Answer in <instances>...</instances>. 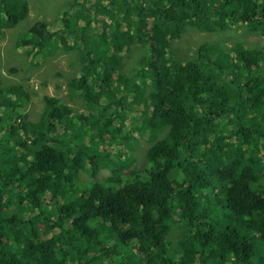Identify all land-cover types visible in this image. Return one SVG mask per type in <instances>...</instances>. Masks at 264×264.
Instances as JSON below:
<instances>
[{"label":"trees","instance_id":"16d2710c","mask_svg":"<svg viewBox=\"0 0 264 264\" xmlns=\"http://www.w3.org/2000/svg\"><path fill=\"white\" fill-rule=\"evenodd\" d=\"M82 2L15 40L42 60L79 49L67 92L83 112L46 95L35 119L0 71V264H264V0ZM28 6L0 0V40Z\"/></svg>","mask_w":264,"mask_h":264},{"label":"rangeland","instance_id":"374dc122","mask_svg":"<svg viewBox=\"0 0 264 264\" xmlns=\"http://www.w3.org/2000/svg\"><path fill=\"white\" fill-rule=\"evenodd\" d=\"M77 1H84L81 3L84 5L88 0ZM28 2L29 12L27 18L20 22L15 28L6 30L4 37L0 40V53L2 55V66L0 67V71L3 73V75L9 77L11 80L24 84L26 88L30 90V101L26 106V111L30 112L35 119H38L41 112L43 111L45 102L43 99L46 95L50 97H57L61 101V106L68 105L69 107L73 108L74 114L79 115L86 109L85 105L80 103L79 99L77 100L70 98L67 92V73L73 70V65H77L76 62L79 49H65L59 41V44L55 49V54L50 60H48L49 58L42 60L40 56H30V58H32L31 61L24 54H19L22 49L16 45L17 40H15L16 37H21L29 27H32L36 23L42 21H47L50 24L55 23V26H52L53 29L51 30H58L61 23L60 20L63 18L64 12L68 13L70 11L72 7L71 5L75 2V0H28ZM80 25H83L82 21L80 22ZM98 26H100V24L95 23V28H98ZM100 31L101 29L99 32ZM200 37V33L190 29L187 31V33L185 32L181 38L176 40L173 45L177 46L183 51L185 50V45H187L189 40L191 41L192 45H195ZM257 39H259V37L256 35V33L251 32L250 30H245L246 43L256 44L255 41ZM68 41L70 42V40ZM221 41L225 43L224 40ZM231 43L232 42H227L226 45H230ZM133 52L134 53L131 57L124 58V73L136 65L135 58L140 52H137V49L133 50ZM15 59H17L18 67L20 66L22 68L18 74H14L8 69L13 66V64H15L13 61ZM60 72L61 75H59ZM74 121L75 123H79V125L81 124L77 118H75ZM88 133L90 137H92V131L89 130ZM140 142L141 144L135 147V149L139 148L137 151V156L139 157L140 161L135 162L139 163L138 170L144 168L142 167L144 166L143 157L145 156L146 149H148L150 146L147 140L141 139ZM84 143L87 147L91 146L90 142H86V140ZM114 146H117V144ZM123 150L124 146H118L114 153L118 154V157H122ZM87 151L85 150V152ZM90 155H92V151H90ZM106 171L107 169H104L100 177H106ZM78 175V181L83 179L82 177H86L87 181H84L85 183L94 182L93 177L85 170L79 172ZM84 182H80V185ZM81 194L82 191L78 192L77 190L75 192L76 197ZM74 200L76 199H72V201ZM55 202L59 204V202ZM28 216L29 213H27V217ZM226 263L233 264L231 260H227Z\"/></svg>","mask_w":264,"mask_h":264},{"label":"clouds","instance_id":"9594fccd","mask_svg":"<svg viewBox=\"0 0 264 264\" xmlns=\"http://www.w3.org/2000/svg\"><path fill=\"white\" fill-rule=\"evenodd\" d=\"M74 5V4H73ZM73 5H72V7H73ZM70 12V11H69ZM68 12V13H69ZM201 36H202V34H201ZM141 53V52H140ZM139 53V54H140ZM19 54H22L21 52L19 53ZM23 55V54H22ZM27 56V55H26ZM28 57V56H27ZM31 61H32V58H30V57H28ZM14 61V63L15 64H13V66L14 67H17V68H19L20 70L22 69L20 66L18 67V64H17V59H15V60H13ZM12 67V66H11ZM18 72H20V71H18ZM79 173H77L76 174V177H77V175H78ZM78 180V179H77ZM60 194V193H59ZM61 196H63L62 194H60ZM58 195H56V197H57ZM64 199H66L68 202H72V203H77V201L76 202H74V201H72V200H70V199H68V198H64ZM78 200V199H77ZM217 212H219L218 210H217ZM176 220H178L177 218H176ZM171 234L173 235L174 234V237L177 239V241H178V243H180V241L183 239V237H184V232H183V228L178 224V223H175L174 224V226H173V228H172V230H171ZM228 260H233V257H230ZM188 264H190V263H188Z\"/></svg>","mask_w":264,"mask_h":264}]
</instances>
